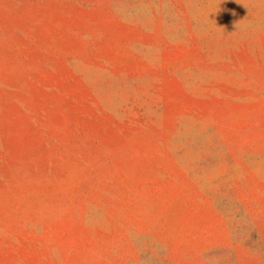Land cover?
Masks as SVG:
<instances>
[{
    "label": "rangeland",
    "instance_id": "rangeland-1",
    "mask_svg": "<svg viewBox=\"0 0 264 264\" xmlns=\"http://www.w3.org/2000/svg\"><path fill=\"white\" fill-rule=\"evenodd\" d=\"M0 264H264V0H0Z\"/></svg>",
    "mask_w": 264,
    "mask_h": 264
}]
</instances>
